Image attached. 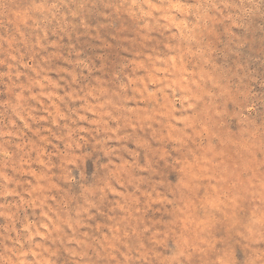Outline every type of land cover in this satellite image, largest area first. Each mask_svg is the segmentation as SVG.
<instances>
[{"label":"rangeland","instance_id":"1","mask_svg":"<svg viewBox=\"0 0 264 264\" xmlns=\"http://www.w3.org/2000/svg\"><path fill=\"white\" fill-rule=\"evenodd\" d=\"M29 3L30 0H4L0 5V22L3 23L0 35L6 38L5 51H0V77L3 78L0 89L6 91L0 94V103L9 105L7 110L0 108L3 113L0 115V127L10 125L0 132V138L7 141L6 150L10 155L19 161L27 149L34 147H38L41 153L60 151L63 147L60 136L71 129V123H65L63 119L68 116L67 109L71 105L57 103L52 98L62 95L61 92L44 93L39 104L35 100L28 101L32 111H28L27 107L25 111L31 122L25 120L22 114L18 119L12 115L13 110L18 111L17 102L22 99L20 89L14 85H22L34 78L44 68L42 60L55 58L49 61V67L55 63L57 70L66 66L68 70L73 69L75 65L70 61L75 60L84 66L85 81L88 82L87 78L91 77V84L104 85V92L114 90L118 84L123 87L121 78L134 85L136 79L125 65L135 64L140 87L129 90L134 95L126 107L129 115L136 113V119L127 121L130 123L128 131L140 133L148 128L152 136L151 140L140 134L131 137L133 147H139L145 153L144 162L137 165L139 171L159 174L153 166L152 157L158 153V163L166 164L168 145H173L172 151L179 153L175 159L181 162L178 175H184V164L192 168L193 161H197L191 179L197 181L195 190L203 191L200 204L192 202L189 205L186 201L187 212L180 204L172 212L170 204L166 208L161 207L164 200H170V197H165L159 189L153 193L147 186L149 181L146 176H136L135 171H130L129 178L133 183L143 182L140 192L144 198H136L140 204L135 213L137 222L148 230L150 224L160 222L159 216L164 212L172 217L173 223L181 225V231L174 236L182 255L177 256L172 264H191L201 257L207 259L210 254L217 253L218 234L230 233L242 225L259 226L264 223V142L257 141L249 147L245 137L248 123L255 122L257 115L264 117V112L250 114L244 110L248 104L255 106L260 103L264 106V93L257 92L254 87L264 80V62L248 64V58L234 48L237 37L215 21L206 20L203 27L197 24L195 28L182 29L181 23L187 25L189 22L175 20L145 24L144 28H140L138 21L121 18L105 22L104 17H95L90 10H86L88 18H81L79 23L78 18L65 16L61 23L52 21L46 28L41 25V31L35 26L36 17L29 11ZM21 35L26 38L27 47L20 48L17 53L12 50L16 47L13 38L18 39ZM18 55L24 56L21 64L16 63ZM153 57L154 68L158 70L154 81L164 83L167 88L163 97L156 90V83L145 81L142 74L147 67L145 59ZM209 65L215 74L209 71ZM72 78H76V73ZM219 78H223V84ZM44 80L49 86H54L57 72H49ZM36 83L39 88L45 87L42 81L37 80ZM206 84L212 87H206ZM213 88L219 89V94ZM37 90H33V95ZM144 90L150 100L145 99ZM139 113L145 115L141 117ZM87 115L91 118L93 113ZM83 116L81 113L79 127L81 137L87 139L84 133L91 131L88 125H95L98 121L85 120ZM161 127L166 136L161 135ZM45 140L49 141L47 146L43 144ZM77 147L79 149L80 146ZM13 148L15 152H12ZM37 154L29 152L33 157ZM132 154L136 155L135 152ZM44 162L41 158V165ZM66 162L69 172L78 163L87 166V160L79 151ZM20 163V171L15 175L9 172V177L20 182L32 181L38 166L27 160ZM126 163L131 164V161ZM12 187L15 185L10 184L9 189ZM112 195L124 197L118 189H114ZM128 198L132 199L131 195ZM7 199L14 205L19 197L9 195ZM4 203L0 199V212L11 216L16 208L5 209ZM23 212L24 209H21V217ZM4 220L5 217L0 216V222ZM188 224L196 230L192 231ZM186 232H190L194 240L184 235ZM58 256L71 264L67 252L58 253Z\"/></svg>","mask_w":264,"mask_h":264},{"label":"clouds","instance_id":"2","mask_svg":"<svg viewBox=\"0 0 264 264\" xmlns=\"http://www.w3.org/2000/svg\"><path fill=\"white\" fill-rule=\"evenodd\" d=\"M3 3L4 0H0V5ZM28 7L36 17V28L41 31V25L46 28L52 21L61 23L65 16L76 17L79 23L81 18H88L86 10H90L95 17H104L105 22L132 19L139 22L140 28H144L145 24H163L172 20L188 21L187 25L181 23L182 29L195 28L197 24L203 27L206 20L215 21L237 37L234 48L248 58V64L264 62V0H30ZM0 27H3L2 22ZM48 34L51 35L50 32ZM13 39L16 44L13 51L19 53L20 48L27 47L23 35ZM5 43V36L0 35V51H5ZM54 59L42 60L44 68L34 78L22 85H14L20 89L22 99L17 102L18 111L13 110L12 115L18 119L22 114L25 120L31 122L25 111L26 107L32 111L28 101L35 100L39 104L44 93L61 92L62 95L52 98L57 103L71 105L67 109L68 116L63 118L65 123H71V129L60 136L63 142L60 151L41 153L38 147H34L27 149L19 161L6 150L7 141L0 138V199L5 201V209L16 208L11 216L0 212V216L5 217L0 222V264H67L60 260L58 253L61 252L68 253L71 264H172L177 256L182 255L174 236L181 231V225L173 223L172 217L164 212L159 216L160 222L150 224L148 230L137 222L135 213L140 204L136 198H144L140 192L143 182L133 183L129 172L146 176L149 181L147 186L153 193L159 189L161 194L171 198L164 200L162 208L170 204V211L175 212L177 204H180L187 212L185 202L200 204L203 195L202 189L199 192L195 190L197 181L191 179L198 162L193 161L192 168L184 164V175H178L181 162H177L175 157L179 153L172 151L173 145H168L166 164L158 163V153L152 157L153 166L159 174L139 171L137 165L144 162L145 153L141 148L133 147L131 137L140 134L151 140L152 136L148 128L140 133L128 131L130 123L127 121L136 119V113L129 115L126 107L134 95L129 90L140 87L135 64L125 65L136 79L134 85L121 78L123 87L118 84L114 90L104 92V85L91 84V77L87 78L88 82L85 81L82 64L72 60L73 69L68 70L66 66L57 70L55 63L49 67V61ZM23 62L24 56L18 55L16 63ZM145 64L147 67L142 73L145 81L155 82L156 90L163 97L167 88L164 83L154 81L158 75V70L154 68L155 58L145 59ZM208 67L215 74L211 65ZM49 72H57L54 86H49L44 80ZM73 73H76L75 79L72 78ZM37 80L42 81L45 87L39 88ZM219 82L223 84V78H219ZM0 83H3L2 77ZM206 87L212 85L206 84ZM254 87L257 92L264 93V80ZM34 89H38L35 95ZM4 91L6 89H0V94ZM213 91L219 94V89L213 88ZM144 95L145 99H151L146 90ZM0 108L7 110L9 105L0 103ZM244 110L250 114L264 112V106L260 103L255 106L248 104ZM89 112L93 113L91 118L87 115ZM81 113L85 120L98 121L95 125H88L91 131L84 133L87 139L81 137ZM168 114L171 116L170 111ZM0 115L3 113L0 112ZM139 115L143 117L145 113ZM9 126L0 127V132ZM233 127H236L234 122ZM40 131L43 132V128ZM160 133L167 135L163 127ZM245 137L249 147L257 141L264 142V117L257 115L255 122L248 123ZM48 143L47 140L43 142L44 146ZM216 143L219 148V142ZM15 151L13 148L12 152ZM77 151L85 157L87 166L78 163L69 172L66 161ZM29 152L38 154L33 157ZM53 157L56 159L53 160ZM41 158L45 161L42 165ZM24 160L38 166L36 177L30 182H20L8 175L9 172L13 175L18 173L22 166L20 161ZM126 161H131V164ZM10 184L15 187L9 189ZM114 189L124 193V197L112 195ZM9 195L19 197V200L13 205L7 199ZM130 195L132 199L128 198ZM21 209H24L22 217ZM188 227L196 230L192 224ZM184 235L194 240L190 232ZM217 243V253L210 254L207 259L201 257L191 264H264V223L259 226L242 225L230 233L218 234Z\"/></svg>","mask_w":264,"mask_h":264}]
</instances>
